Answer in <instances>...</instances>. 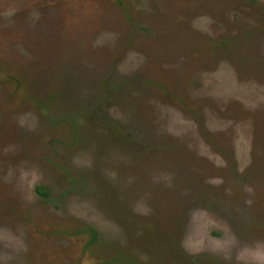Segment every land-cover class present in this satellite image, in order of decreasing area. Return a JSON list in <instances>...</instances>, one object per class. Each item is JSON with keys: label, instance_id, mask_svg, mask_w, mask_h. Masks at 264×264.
Here are the masks:
<instances>
[{"label": "rangeland", "instance_id": "obj_1", "mask_svg": "<svg viewBox=\"0 0 264 264\" xmlns=\"http://www.w3.org/2000/svg\"><path fill=\"white\" fill-rule=\"evenodd\" d=\"M0 264H264V0H0Z\"/></svg>", "mask_w": 264, "mask_h": 264}]
</instances>
